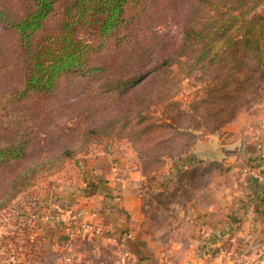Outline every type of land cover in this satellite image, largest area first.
Here are the masks:
<instances>
[{
	"label": "rangeland",
	"instance_id": "rangeland-1",
	"mask_svg": "<svg viewBox=\"0 0 264 264\" xmlns=\"http://www.w3.org/2000/svg\"><path fill=\"white\" fill-rule=\"evenodd\" d=\"M189 2L178 0L175 11L164 18L149 15L140 34L143 43L132 47L135 60L125 63L132 69H143L163 52L177 47L183 35L182 14ZM150 42L152 46L144 49ZM108 52L109 49L104 51V57L97 63L104 62ZM170 70L176 72L177 66L173 65ZM103 74L83 77L73 72L58 80L57 89L50 97L34 93L20 98L16 70L0 66V146L16 139L27 142L24 160L0 164V203L13 192V182L19 175L52 159L63 149L81 145L88 129L100 126L103 120H113L122 129L121 136L88 145L85 154L80 153L62 167L43 170L29 188L0 209V264H12L14 243L22 240H16L17 237L36 234L31 223L29 226L20 220L32 221L41 215L46 221L59 224L67 232V240L81 234L75 230L81 223L71 216L59 215L56 175L68 164L78 163L98 151L128 154L133 171L138 172L132 179V190L141 195L150 227L166 229L175 223L177 229L180 213L187 204L208 203L227 183L229 166L224 160L200 157L202 153L196 143L220 135L239 114L256 111L264 103V83L249 85L248 80L239 86L230 81L220 85L222 76L211 68L180 81L176 79L169 86L161 84L162 88L157 87L159 83L146 84L142 80L125 96L105 85V78L121 77L120 70ZM157 92L165 99L149 107V114L155 117L153 126L146 127L149 120L132 126L138 118L135 114L141 105L139 101L145 95L156 96ZM132 99L138 105L129 104V110H123L121 115L117 110ZM165 118L170 121L163 122ZM209 146L212 149L206 147L202 152L214 151L215 145ZM63 261L73 263L69 255Z\"/></svg>",
	"mask_w": 264,
	"mask_h": 264
},
{
	"label": "trees",
	"instance_id": "trees-1",
	"mask_svg": "<svg viewBox=\"0 0 264 264\" xmlns=\"http://www.w3.org/2000/svg\"><path fill=\"white\" fill-rule=\"evenodd\" d=\"M177 2L0 0V66L16 70L20 98L34 93L50 97L58 80L73 72L93 77L120 70L121 77L105 78V85L122 96L142 80L146 84L159 83L157 87L162 88L161 84L169 86L176 79L180 81L206 68L222 76L220 85L226 81L236 86L248 80L249 85L264 83V0H190L182 14L179 45L163 52L143 69H132L126 64L135 60L133 45L143 43L140 34L148 16L164 18L175 11ZM151 46L150 42L144 49ZM108 49L106 60L97 63ZM173 65L177 66L176 72L170 70ZM161 95H145L139 101L141 105L135 114L138 118L132 126L145 120L150 121L146 127L153 126L155 117L149 114V107L161 103L165 99ZM129 104L138 105V101L129 100L117 111L122 115L123 110H129ZM168 121L169 118L163 120ZM129 123L127 119L125 124ZM121 133L113 120H103L100 126L88 129L81 145L63 149L19 175L13 182V192L0 203V209L29 188L43 170L60 168L80 153L85 154L88 145L102 144ZM26 155L25 140L16 139L0 146V164L22 161Z\"/></svg>",
	"mask_w": 264,
	"mask_h": 264
},
{
	"label": "crops",
	"instance_id": "crops-1",
	"mask_svg": "<svg viewBox=\"0 0 264 264\" xmlns=\"http://www.w3.org/2000/svg\"><path fill=\"white\" fill-rule=\"evenodd\" d=\"M212 144L214 151L202 152ZM258 144L264 146V103L239 114L220 135L196 143L200 157L229 166L227 183L208 203L187 204L177 229L175 223L150 227L141 195L132 190L138 172L128 154L90 153L56 175L59 215L89 229L67 240L59 224L41 215L20 220L36 234L16 238L22 240L14 243L12 264H66L67 255L72 264H264L262 186L243 171L260 166L264 175Z\"/></svg>",
	"mask_w": 264,
	"mask_h": 264
},
{
	"label": "built area",
	"instance_id": "built-area-1",
	"mask_svg": "<svg viewBox=\"0 0 264 264\" xmlns=\"http://www.w3.org/2000/svg\"><path fill=\"white\" fill-rule=\"evenodd\" d=\"M257 151H258V158L260 161L264 160V146L262 144L257 145ZM244 173L251 176L253 179H255L258 183H261V190L259 194V200H260V206L261 209L264 211V175L262 172V167L260 166H249L244 168ZM68 225V224H66ZM89 225L81 224V226L76 225V232L79 233L83 230H88ZM69 260V258H68Z\"/></svg>",
	"mask_w": 264,
	"mask_h": 264
},
{
	"label": "water",
	"instance_id": "water-1",
	"mask_svg": "<svg viewBox=\"0 0 264 264\" xmlns=\"http://www.w3.org/2000/svg\"><path fill=\"white\" fill-rule=\"evenodd\" d=\"M232 149H233V150H236L237 147H233ZM212 240L214 241L215 239H214L213 236H210V237H209V240H208V242H209L210 245H212V243H213Z\"/></svg>",
	"mask_w": 264,
	"mask_h": 264
}]
</instances>
